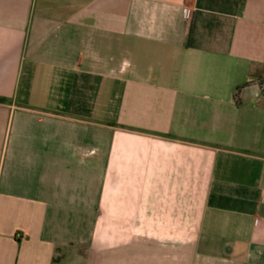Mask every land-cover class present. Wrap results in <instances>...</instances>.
Segmentation results:
<instances>
[{
	"label": "crops",
	"instance_id": "1",
	"mask_svg": "<svg viewBox=\"0 0 264 264\" xmlns=\"http://www.w3.org/2000/svg\"><path fill=\"white\" fill-rule=\"evenodd\" d=\"M73 252L264 264V0H0V264Z\"/></svg>",
	"mask_w": 264,
	"mask_h": 264
},
{
	"label": "rangeland",
	"instance_id": "2",
	"mask_svg": "<svg viewBox=\"0 0 264 264\" xmlns=\"http://www.w3.org/2000/svg\"><path fill=\"white\" fill-rule=\"evenodd\" d=\"M74 252L71 254L69 253L67 255V258L66 259H63L62 261H60V263L58 264H82L80 260H77V259H72V256H74Z\"/></svg>",
	"mask_w": 264,
	"mask_h": 264
},
{
	"label": "trees",
	"instance_id": "3",
	"mask_svg": "<svg viewBox=\"0 0 264 264\" xmlns=\"http://www.w3.org/2000/svg\"><path fill=\"white\" fill-rule=\"evenodd\" d=\"M3 101V100H2Z\"/></svg>",
	"mask_w": 264,
	"mask_h": 264
}]
</instances>
